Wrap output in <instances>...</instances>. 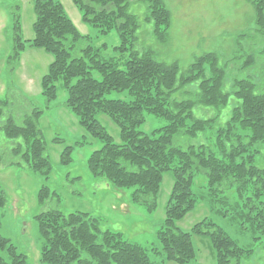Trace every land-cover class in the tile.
I'll return each mask as SVG.
<instances>
[{"label": "trees", "instance_id": "trees-1", "mask_svg": "<svg viewBox=\"0 0 264 264\" xmlns=\"http://www.w3.org/2000/svg\"><path fill=\"white\" fill-rule=\"evenodd\" d=\"M246 1L254 9L257 31L264 34V0ZM71 2L82 22L97 33L116 32L119 45L115 50L121 57L126 54L124 59L101 57L90 44L91 38L77 30L58 0H33L32 39L23 40L18 7L11 12L12 49L7 62L18 64L26 48L51 56L40 80L41 95L49 104L56 98L60 83L67 93L65 108L77 118L87 136L102 144L87 160L93 177L103 178L116 190H131L132 203L153 211L163 175L171 174L173 184L165 218L156 234L165 261L196 264L192 236H200L206 240L214 264H240L253 251L238 246L210 220H202L189 231L176 223L199 202H205L212 209L219 205L255 239L264 237V169L256 164L258 157L264 160V92H256L258 88L250 79L235 80L232 89L225 91V63L215 53L195 57L182 71L177 62L158 61L150 51L136 48L140 20L129 12V5H144L142 20L162 44L168 41L171 23V13L163 0ZM254 62L255 57L248 55L240 67L247 69ZM188 85L195 86L188 92L190 99H176L173 94ZM111 91H127L130 100L105 99ZM231 95L236 104L226 120L219 122ZM195 105L217 112L209 119L196 118L192 112ZM43 112L44 108L32 109L21 125L10 117L3 130L7 139L17 141L13 150L21 158L18 165L48 177L51 166L38 127ZM143 112L164 119L166 124L151 134L138 131L145 121ZM100 115L117 126L118 143L106 132ZM210 129L209 146L182 149L173 145L178 135L196 137ZM70 153L71 147L65 146L60 154L62 164L70 163ZM197 177L205 183L200 193L192 187ZM53 195L48 187H41L39 204L44 205ZM6 201L0 188V223ZM35 218L41 237V264H165L151 261L145 247L125 240L120 233L102 230L99 220L88 213L47 210ZM0 264H28L26 256L1 235Z\"/></svg>", "mask_w": 264, "mask_h": 264}, {"label": "rangeland", "instance_id": "rangeland-1", "mask_svg": "<svg viewBox=\"0 0 264 264\" xmlns=\"http://www.w3.org/2000/svg\"><path fill=\"white\" fill-rule=\"evenodd\" d=\"M82 35H88L90 44L103 58L124 59L115 50L119 38L115 31L106 35L97 33L81 20V14L71 0H58ZM171 13L169 38L166 43H158L151 33L150 25L143 22L145 7L136 2L129 5V12L140 20L136 48L150 51L153 57L162 62H177L182 71L203 53L217 54L225 63V91H230L238 79H250L256 92H264V34L255 27V14L246 0H163ZM33 0H0V188L6 195V204L1 210L0 235L8 239L18 253L24 254L28 264L40 263L41 237L36 216L47 210H58L63 214L85 212L99 220L102 230L120 233L125 240L137 243L148 250L151 261L176 264L165 261L160 253L157 231L165 218L166 201L170 194L173 179L170 173L162 178L156 208L153 211L131 202V190H116L103 178H95L87 167V160L94 150L102 144L89 136L80 127L77 118L65 108L66 91L57 84V96L46 104L41 95L40 80L52 61L51 56L42 50L26 48L18 64L7 62L12 49L11 12L18 7L23 40L33 37L34 21ZM248 55L255 57L253 66L241 69L242 60ZM236 57V58H235ZM93 76L99 79L98 74ZM188 85L175 96L178 100L190 99L188 92L194 91ZM107 100L129 101L127 91H111L104 96ZM233 95L222 111L220 121L226 120L235 106ZM47 106V107H46ZM34 108H44L38 121L42 138L46 143L45 156L50 161V174L44 177L33 174L18 165L19 153L13 150L17 141L6 138L3 127L8 118L21 125L23 118ZM193 116L209 119L216 110L195 105ZM144 123L138 131L151 134L162 128L166 122L162 118L143 112ZM99 121L114 142H119V130L106 116L100 115ZM212 129L196 137L178 135L173 145L185 149L190 145H211ZM55 138L61 142H55ZM65 146L71 147L70 163L60 162V154ZM256 164L264 169V160L256 159ZM204 179L197 177L193 189L200 193ZM46 186L55 195L44 205L38 202V192ZM233 192L230 195L233 197ZM264 201V196L262 198ZM234 202V198L231 199ZM207 219L218 227L240 247L251 249V256L245 257L240 264H264V237L256 236L242 229L240 222L231 215L223 213L220 206L210 208L199 202L177 226L185 231L202 220ZM196 250V264H214L208 244L203 237L192 236ZM159 250V252H157Z\"/></svg>", "mask_w": 264, "mask_h": 264}]
</instances>
